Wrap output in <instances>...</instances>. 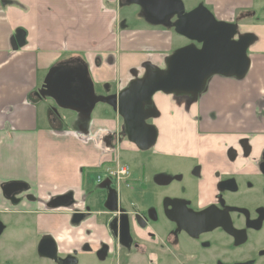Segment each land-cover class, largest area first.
I'll return each instance as SVG.
<instances>
[{
    "label": "flooded vegetation",
    "instance_id": "1",
    "mask_svg": "<svg viewBox=\"0 0 264 264\" xmlns=\"http://www.w3.org/2000/svg\"><path fill=\"white\" fill-rule=\"evenodd\" d=\"M55 69L62 97L92 107L84 62ZM215 96L191 106L172 98L177 139L147 151L131 144L159 164L136 161L139 176L127 164L120 184L104 178L81 200L46 201L0 185V264H264V101L248 116L247 104ZM92 111L78 113L79 126ZM57 216L68 223L55 226Z\"/></svg>",
    "mask_w": 264,
    "mask_h": 264
},
{
    "label": "crops",
    "instance_id": "2",
    "mask_svg": "<svg viewBox=\"0 0 264 264\" xmlns=\"http://www.w3.org/2000/svg\"><path fill=\"white\" fill-rule=\"evenodd\" d=\"M126 1L0 0V185L22 184L24 191L43 201L68 194L81 200L92 190L90 182L99 183L98 177L109 167L124 165L118 150L137 151L123 136L122 119L109 105L98 103L84 127L62 129L61 112L56 113L53 106L37 96L48 72L58 65L70 63L83 67L84 62L90 72L94 93L99 84L114 80L113 69L115 76L119 73L118 79L113 84L115 89L106 85L110 91L106 96L123 90L132 79L128 74L133 69L139 66L143 69L146 62L154 65L146 56L140 62L130 63V53L135 54L136 44L130 45V41L135 40L136 30L121 28L118 15L119 6L129 5ZM216 1L208 0V3L214 6ZM215 9L222 21H234L236 15L228 17L226 8V13L219 7ZM140 14L145 19L141 8ZM19 30L25 31V44L14 50L12 38ZM179 38L186 39L177 33L159 30L156 37L148 39L146 36L144 44L153 49L157 44L160 50L155 52V58L165 63V58L181 47ZM258 40L260 43L261 38L257 37ZM186 41V45L190 44ZM123 47L126 55L121 56ZM253 55L257 60L264 55L261 45ZM250 60L252 67L254 62L252 58ZM257 63L258 68L264 69L263 64L259 66ZM95 74L99 79L94 77ZM260 79L263 85L255 96L241 90L244 89L242 86L230 93L214 92V96L227 94L226 99L231 105L247 104L244 112L249 116L255 110L254 105L264 101V74ZM155 97L167 99L171 104L170 96L158 93ZM202 101L207 103L210 100L204 97ZM164 103L155 102L163 118L153 123L159 131L156 144L161 145L177 139V126L170 130L168 117L164 116ZM258 129L259 133L264 132V121ZM92 171L100 174L95 181H88L87 174ZM60 218L55 217V226L68 223V218Z\"/></svg>",
    "mask_w": 264,
    "mask_h": 264
},
{
    "label": "water",
    "instance_id": "3",
    "mask_svg": "<svg viewBox=\"0 0 264 264\" xmlns=\"http://www.w3.org/2000/svg\"><path fill=\"white\" fill-rule=\"evenodd\" d=\"M126 3L139 6L151 25L173 27L190 44L166 57L163 68L146 62L142 76H135L123 90L113 95H95L89 109L86 101L77 103L62 97V81L53 80L55 68L48 72L37 96L49 98L60 108L79 114L90 113L98 103L107 104L122 119L123 136L141 151H147L159 137L157 127L149 123L160 116L155 96L162 93L191 106L207 92L214 77L245 79L251 68L248 50L257 42V36L240 34L238 24L217 20L203 4L187 11L181 0H127ZM12 44L14 50L22 47L25 31L19 30L12 38ZM72 81L75 83L74 78ZM91 86L94 91L92 83ZM23 186L19 183L8 185L15 191H21Z\"/></svg>",
    "mask_w": 264,
    "mask_h": 264
},
{
    "label": "rangeland",
    "instance_id": "4",
    "mask_svg": "<svg viewBox=\"0 0 264 264\" xmlns=\"http://www.w3.org/2000/svg\"><path fill=\"white\" fill-rule=\"evenodd\" d=\"M181 1L184 3L187 11L194 9L193 6L197 3L205 5L213 13L215 18L219 21H222V20L219 17L215 7H219L224 12H225V8H226V12H227L228 17H230L232 14L236 15L235 18H233L234 21L232 23H236L239 25V33L240 34L252 33V34L256 35L258 37V39L261 38L260 43L258 40V42H256L248 50L249 58L250 59L252 58V60L255 64L253 63V65H252L249 73L245 77V79L239 81V80H235V79H226V78H221V77H214L215 80L213 81V79H214L213 78V79H211V81L209 83L208 91L205 94H203L200 98L203 99L204 97L205 98L208 97V100H212L213 97H217V96H214V92L216 90H219L220 87H221V89H223V91H226L225 93H230V92H233L234 88L236 91H238V89L241 86L244 88L241 90L248 91L249 95L254 94V96H255L257 94V92H259L257 89L261 85H263V81H261L260 76L262 74H264V69L260 68V67L258 68L257 61L260 63L259 66H261L263 64L262 67H264V55L260 56L257 60L255 58V56L253 55V53L259 49L260 45H261V48L264 49V0H217L215 2L214 6L209 4L208 0H181ZM118 9H119L118 15H119V18L121 20V28H123L125 30H129V29L130 30H136V32L134 33L135 40L134 41L131 40L132 41V42L130 41L131 44L129 43L130 45L136 43L134 46L135 54L130 53L129 58L132 59L130 61V63L134 64V63L140 62L142 60L143 56H146V57H149L150 60H152L154 62V65L156 67H163L164 66V60L155 58L156 57L155 52L160 50L158 48L157 44H155L154 49L149 48L147 46V43L144 44V40H145L146 36L148 37V39L150 37H154V36L156 37L159 30H168V31L175 34L173 27L166 28L164 26H155V25L148 24L146 22V20L144 18H142L143 16H141V14H140V8L134 4L125 5L123 7L119 6ZM179 39H180V41H178V45H181V47H184L186 45V42H187L186 39H184V38H182V39L179 38ZM181 47H179V48H181ZM124 55H126V53H125L124 47H123V49L121 50V56H124ZM151 57H152V59H151ZM144 63L145 62H143L142 64H144ZM111 72H112L114 80L112 82H110L109 84H106V83L105 84H99L98 87L95 88V95L97 97H106V95L109 94L110 91L107 89V86L108 87L111 86L112 88L115 89V86L113 84L116 83V81L118 79L117 76L119 73H117L115 76V72L113 71V69L111 70ZM128 75L130 78H133L134 76H142L143 75V69L139 66L137 69H133V71H131ZM94 77L96 79H99V76L97 74H95ZM255 90H257V91H255ZM226 95L227 94H224L223 96L226 98ZM209 97H210V99H209ZM218 97H222V95H219ZM250 100L251 99H248V101H250ZM44 101H46L49 106H53V104H54V102L49 98L44 99ZM154 101L155 102L157 101V103L165 102L163 105L164 108L166 109L164 116L170 118V115L168 113L169 112L171 113L174 110V107H172L171 104H168V103H170V101L168 100V103H167V99H159V97L157 99L155 97ZM103 106H105V104H103ZM102 109L106 110V108H103V107H102ZM159 111L162 114L161 109H159ZM60 112L63 116V118L59 116V119L61 120L60 121V128H62V129L76 128L75 126L80 125L81 119H80V115L78 113L73 112V111H69V110H60ZM96 117H97V115L94 118H96ZM90 118L91 117L89 116V118L86 119L87 120L86 124L90 121ZM263 121H264V119H263ZM163 124L166 125L167 123L164 121ZM79 127H81V126H79ZM83 127H84V125H83ZM118 152H120V155L122 157V162H124V164L131 165L132 170L134 172V176H139V165L137 167V162H138V164L140 161H146V163L151 162L153 168L159 164V160L156 158L150 157L148 155V153L136 152V151L130 152V151L125 150V149H123V150L120 149V150H118ZM108 169L114 170L116 168L109 167ZM98 174H100V172H93V171L88 172L87 180L88 181H91V180L95 181ZM128 189L129 188H124L123 192L125 193ZM139 191L141 192V190H139ZM262 261L264 262V259H262Z\"/></svg>",
    "mask_w": 264,
    "mask_h": 264
},
{
    "label": "built area",
    "instance_id": "5",
    "mask_svg": "<svg viewBox=\"0 0 264 264\" xmlns=\"http://www.w3.org/2000/svg\"><path fill=\"white\" fill-rule=\"evenodd\" d=\"M116 169H107L105 175L114 179L117 183L124 181L129 176V167L127 165L117 164Z\"/></svg>",
    "mask_w": 264,
    "mask_h": 264
}]
</instances>
